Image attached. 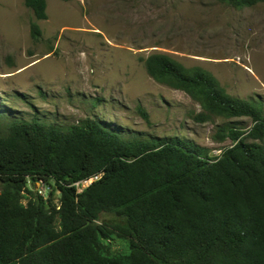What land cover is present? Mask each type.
<instances>
[{"label": "trees", "instance_id": "1", "mask_svg": "<svg viewBox=\"0 0 264 264\" xmlns=\"http://www.w3.org/2000/svg\"><path fill=\"white\" fill-rule=\"evenodd\" d=\"M25 2L38 19L48 17L47 0ZM31 32L42 33L35 21ZM145 66L201 104L198 120L248 116L253 125L221 126L219 138L232 143L210 156L178 136L125 138L100 119L61 125L15 116L0 103L9 120H0V264H264L262 101L234 97L210 71L166 53L150 54ZM94 175L78 194L73 184ZM29 180L53 182L59 203ZM104 213L122 223L112 228Z\"/></svg>", "mask_w": 264, "mask_h": 264}, {"label": "rangeland", "instance_id": "2", "mask_svg": "<svg viewBox=\"0 0 264 264\" xmlns=\"http://www.w3.org/2000/svg\"><path fill=\"white\" fill-rule=\"evenodd\" d=\"M47 13L38 19L25 0H0V103L15 116L61 125L96 118L125 138L178 136L210 156L232 143L219 138L221 126L253 125L248 116L198 120V101L147 72L145 59L156 52L205 68L232 96L264 107V2L47 0ZM33 21L42 30L37 39ZM28 185L59 203L53 182ZM101 221L122 223L113 213ZM115 232L117 250L123 242Z\"/></svg>", "mask_w": 264, "mask_h": 264}, {"label": "built area", "instance_id": "3", "mask_svg": "<svg viewBox=\"0 0 264 264\" xmlns=\"http://www.w3.org/2000/svg\"><path fill=\"white\" fill-rule=\"evenodd\" d=\"M99 177H100V175H94V176L82 179L80 181H77L73 185L76 186L77 193L81 194L85 191L86 188H88ZM39 192L42 193V188H39Z\"/></svg>", "mask_w": 264, "mask_h": 264}]
</instances>
